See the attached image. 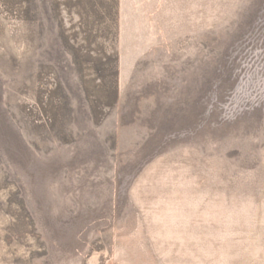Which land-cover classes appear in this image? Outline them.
<instances>
[{"label": "rangeland", "instance_id": "1", "mask_svg": "<svg viewBox=\"0 0 264 264\" xmlns=\"http://www.w3.org/2000/svg\"><path fill=\"white\" fill-rule=\"evenodd\" d=\"M0 264H264V0H0Z\"/></svg>", "mask_w": 264, "mask_h": 264}]
</instances>
